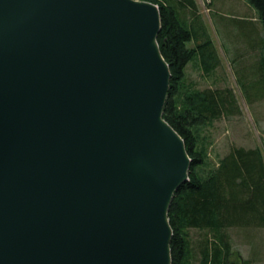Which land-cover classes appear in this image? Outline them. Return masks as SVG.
Masks as SVG:
<instances>
[{"label": "water", "instance_id": "95a60500", "mask_svg": "<svg viewBox=\"0 0 264 264\" xmlns=\"http://www.w3.org/2000/svg\"><path fill=\"white\" fill-rule=\"evenodd\" d=\"M160 29L144 1L0 0V264H171Z\"/></svg>", "mask_w": 264, "mask_h": 264}, {"label": "trees", "instance_id": "16d2710c", "mask_svg": "<svg viewBox=\"0 0 264 264\" xmlns=\"http://www.w3.org/2000/svg\"><path fill=\"white\" fill-rule=\"evenodd\" d=\"M138 1L154 4L159 10L157 43L171 75L163 119L181 137L190 159L188 180L175 192L167 215L173 233L171 264H251L231 251L225 231L233 227L264 228L261 153L258 149L232 148L218 168L203 171L208 156L200 144V129L237 112L235 96L228 88L199 90L185 81L186 66L194 59L206 76L219 63L194 0ZM246 1L264 27V0ZM183 12H188L189 18ZM261 43L259 70L264 83V39ZM190 230L198 231L201 237L195 253Z\"/></svg>", "mask_w": 264, "mask_h": 264}, {"label": "rangeland", "instance_id": "374dc122", "mask_svg": "<svg viewBox=\"0 0 264 264\" xmlns=\"http://www.w3.org/2000/svg\"><path fill=\"white\" fill-rule=\"evenodd\" d=\"M194 2L219 63L206 76L194 59L186 66L185 81L199 90L228 88L237 102V112L223 115L200 129V144L206 147L208 156V165L203 171L218 168L220 160L232 148L258 149L264 163V83L259 70L263 24L246 0ZM182 14L189 18L188 12ZM225 235L231 251L251 264H264V228L233 227ZM189 237L195 253L200 233L190 230Z\"/></svg>", "mask_w": 264, "mask_h": 264}]
</instances>
